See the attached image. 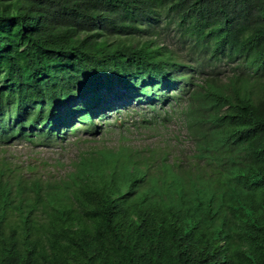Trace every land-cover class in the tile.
I'll list each match as a JSON object with an SVG mask.
<instances>
[{
  "label": "trees",
  "instance_id": "1",
  "mask_svg": "<svg viewBox=\"0 0 264 264\" xmlns=\"http://www.w3.org/2000/svg\"><path fill=\"white\" fill-rule=\"evenodd\" d=\"M178 81L189 156L3 154ZM0 154V264H264V0H0Z\"/></svg>",
  "mask_w": 264,
  "mask_h": 264
},
{
  "label": "rangeland",
  "instance_id": "2",
  "mask_svg": "<svg viewBox=\"0 0 264 264\" xmlns=\"http://www.w3.org/2000/svg\"><path fill=\"white\" fill-rule=\"evenodd\" d=\"M183 86L178 81L176 87L163 90L160 95L163 101H153L150 98L138 101L139 94L134 93V90L131 92L129 89L126 92L125 88L113 84L112 88L121 91L126 99L121 103L103 107V111L98 109V112H93L92 122L96 128L92 124V130H84L82 122L76 119L74 132L69 131L71 127L65 126L59 131L61 134L58 138L48 141L36 140L29 143L16 139L4 147L3 154L23 169L27 165H35L42 174L49 171L59 176L69 172L81 158H90L98 150H117L121 146L165 147L170 152L169 159L189 156L191 147L187 141L179 106L174 99ZM165 92L173 99H166L163 96ZM98 93L100 97L95 107L101 105L102 99L109 101L105 88Z\"/></svg>",
  "mask_w": 264,
  "mask_h": 264
},
{
  "label": "bare ground",
  "instance_id": "3",
  "mask_svg": "<svg viewBox=\"0 0 264 264\" xmlns=\"http://www.w3.org/2000/svg\"><path fill=\"white\" fill-rule=\"evenodd\" d=\"M113 86V85H112ZM112 86H110V87H106L105 88V91H106V95H107V97H108V99H109V101L108 102H106V101H104L103 99H102V105H100V107H98L99 109H100V111H103V107H105L106 108V106H108L109 104H115V103H121V101H123V100H125L126 99V97L124 96V95H122L121 94V91H119V90H115V87L114 88H112ZM125 90H126V92H127V90H129V89H126L125 88ZM102 91V90H101ZM117 95V96H116ZM119 99H121V100H119ZM119 100V101H118Z\"/></svg>",
  "mask_w": 264,
  "mask_h": 264
},
{
  "label": "clouds",
  "instance_id": "4",
  "mask_svg": "<svg viewBox=\"0 0 264 264\" xmlns=\"http://www.w3.org/2000/svg\"><path fill=\"white\" fill-rule=\"evenodd\" d=\"M98 116H99V115H98ZM98 116H97V117H98ZM95 126H96V125H95Z\"/></svg>",
  "mask_w": 264,
  "mask_h": 264
},
{
  "label": "water",
  "instance_id": "5",
  "mask_svg": "<svg viewBox=\"0 0 264 264\" xmlns=\"http://www.w3.org/2000/svg\"><path fill=\"white\" fill-rule=\"evenodd\" d=\"M82 113H84V111Z\"/></svg>",
  "mask_w": 264,
  "mask_h": 264
}]
</instances>
